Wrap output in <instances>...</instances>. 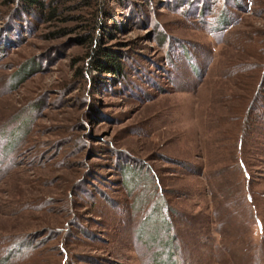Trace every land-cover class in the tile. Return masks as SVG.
I'll return each mask as SVG.
<instances>
[{"label": "rangeland", "instance_id": "1", "mask_svg": "<svg viewBox=\"0 0 264 264\" xmlns=\"http://www.w3.org/2000/svg\"><path fill=\"white\" fill-rule=\"evenodd\" d=\"M50 1L0 0V264H264V0Z\"/></svg>", "mask_w": 264, "mask_h": 264}, {"label": "trees", "instance_id": "2", "mask_svg": "<svg viewBox=\"0 0 264 264\" xmlns=\"http://www.w3.org/2000/svg\"><path fill=\"white\" fill-rule=\"evenodd\" d=\"M9 4L18 5L17 8L21 9L25 14L30 17H34L36 15L46 18L52 19L55 17V10L49 9L51 6L50 0H7ZM89 6H99L98 13H103L104 15L109 12L106 11L105 5L103 4V8L101 6L100 0H88ZM110 17V16H109ZM62 31H58L55 34L59 35ZM90 61L91 68L94 71L102 72L103 74H112L118 75L120 73L119 64H117V56L110 51L104 49H93L90 53Z\"/></svg>", "mask_w": 264, "mask_h": 264}]
</instances>
